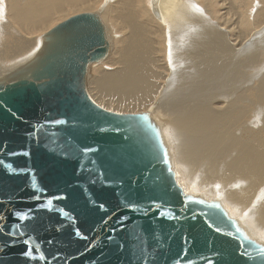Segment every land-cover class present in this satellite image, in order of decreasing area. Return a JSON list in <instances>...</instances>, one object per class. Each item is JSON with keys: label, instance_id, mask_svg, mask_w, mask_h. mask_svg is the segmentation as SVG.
<instances>
[{"label": "water", "instance_id": "1", "mask_svg": "<svg viewBox=\"0 0 264 264\" xmlns=\"http://www.w3.org/2000/svg\"><path fill=\"white\" fill-rule=\"evenodd\" d=\"M110 53L80 13L0 74V264H264L263 238L180 184L161 121L91 98Z\"/></svg>", "mask_w": 264, "mask_h": 264}, {"label": "bare ground", "instance_id": "2", "mask_svg": "<svg viewBox=\"0 0 264 264\" xmlns=\"http://www.w3.org/2000/svg\"><path fill=\"white\" fill-rule=\"evenodd\" d=\"M0 8V74L32 57L58 18L101 8L121 36L106 66H93V98L161 121L183 188L219 199L264 237V55L253 61L247 42L264 44V0H0Z\"/></svg>", "mask_w": 264, "mask_h": 264}, {"label": "rangeland", "instance_id": "3", "mask_svg": "<svg viewBox=\"0 0 264 264\" xmlns=\"http://www.w3.org/2000/svg\"><path fill=\"white\" fill-rule=\"evenodd\" d=\"M222 4V3H221ZM220 4V5H221ZM258 4H253L251 7H250V10L249 11H251V13H256L257 12V8H259L258 6H257ZM257 6V7H256ZM0 10H2L1 8H0ZM242 10V9H241ZM1 12V11H0ZM222 12L224 13L225 11H223L222 10ZM80 13H99L100 14V16H101V18H102V20H103V23L105 24V26H106V28H107V33H108V37H109V42H110V44L113 46V42H114V40L117 38V37H120L121 35L116 31V26L115 25H113L112 23H110L109 21H107L104 17H103V12H102V9L101 8H99V9H96V10H90V9H88V10H84V11H71V12H68V14H66V15H64V17H61V18H58L59 20L58 21H55L54 22V24H52V25H50L49 27H47L46 29H44V31L40 34V37H42L43 35H45L48 31H50L52 28H54L56 25H58L59 23H61V22H63V21H65L66 19H68V18H70V17H72V16H75V15H78V14H80ZM3 16V14H2V12L0 13V17H2ZM248 17H250V20H252V16H251V14L248 12ZM105 19V20H104ZM0 20H1V18H0ZM231 24L233 25V22L231 21ZM232 25H230V26H232ZM235 27H239V26H233V30H236L237 28H235ZM235 28V29H234ZM46 30V31H45ZM259 31H262L261 29L259 30ZM251 41V42H250ZM258 41V40H257ZM257 41H255V42H252V40L251 39H249L247 42L249 43H252V45L250 46V47H254L252 50H251V52H253L254 53V51H255V49L257 48V51H256V54H258L257 56H255L254 57V59H253V61H259L260 59L259 58H261V57H259V56H261L262 55V58H263V55H264V53L262 54V52L264 51V44L263 45H260V46H258V43H257ZM259 51V52H258ZM252 53V54H253ZM260 54V55H259ZM246 55H248V53L246 54ZM245 55V56H246ZM249 56V55H248ZM248 58H250V56L248 57ZM108 59V58H107ZM259 59V60H258ZM264 59V58H263ZM104 62H106V60L105 61H103V63H100V64H94V65H91L90 66V68H89V73H88V89H89V94H90V96H91V98L95 101V103H97L98 104V102H96V100L95 99H97L98 100V96H96V91H93V89H94V86H93V80H94V76L95 75H92L93 74V66H106V64L104 63ZM103 64H105V65H103ZM2 71V70H1ZM169 73H170V71H169ZM89 86H91V87H89ZM95 99H94V98ZM104 104V103H103ZM99 106H101L100 104H98ZM104 106V105H103ZM102 107V106H101ZM102 108H104L105 110H107V111H111V112H114V113H119V114H131V113H139V110L138 111H136V112H132V111H126V110H119V109H117L116 107H110V109H108V108H106V106H104V107H102ZM254 126H256L255 124H254ZM175 167V166H174ZM176 169V168H175ZM178 174V173H177ZM179 176V175H178ZM178 180L180 181V182H182V178L181 177H178ZM247 221L248 222H250L248 219H247ZM248 228H250L249 226H248ZM251 230V229H250ZM252 232V231H251ZM261 238H263L264 239V237H261Z\"/></svg>", "mask_w": 264, "mask_h": 264}, {"label": "snow or ice", "instance_id": "4", "mask_svg": "<svg viewBox=\"0 0 264 264\" xmlns=\"http://www.w3.org/2000/svg\"><path fill=\"white\" fill-rule=\"evenodd\" d=\"M51 123H53V124H55V123H57L56 121H52ZM63 123H67V121H64ZM102 131H103V129H102ZM113 131H117V129H113ZM98 149H85L84 150V155L86 156V155H88V153H90V152H92V151H97ZM94 163V162H93ZM64 198H66V197H64ZM157 206V202H155V201H153L152 202V207L153 208H155ZM129 207L130 208H136V205H129ZM157 218H160L159 216L157 217ZM166 218V217H165ZM175 218V217H174ZM113 231H115V230H113ZM111 238V237H110ZM15 243H16V241L15 240H13L12 241V244L13 245H15ZM22 256H27L28 255V253H27V251H25L24 253H22L21 254Z\"/></svg>", "mask_w": 264, "mask_h": 264}]
</instances>
